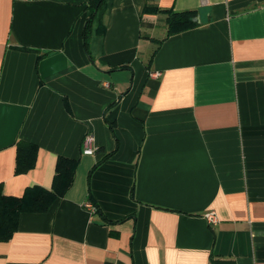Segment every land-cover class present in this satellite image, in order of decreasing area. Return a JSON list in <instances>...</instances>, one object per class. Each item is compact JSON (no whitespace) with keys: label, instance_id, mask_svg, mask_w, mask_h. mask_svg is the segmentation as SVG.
<instances>
[{"label":"crops","instance_id":"1","mask_svg":"<svg viewBox=\"0 0 264 264\" xmlns=\"http://www.w3.org/2000/svg\"><path fill=\"white\" fill-rule=\"evenodd\" d=\"M88 1L0 0V189L51 188L79 158L0 264H264V0H108L90 55ZM146 4L199 25L167 37ZM21 140L38 153L16 173Z\"/></svg>","mask_w":264,"mask_h":264},{"label":"trees","instance_id":"2","mask_svg":"<svg viewBox=\"0 0 264 264\" xmlns=\"http://www.w3.org/2000/svg\"><path fill=\"white\" fill-rule=\"evenodd\" d=\"M108 6V0H89L88 10L90 14L87 18L83 32L84 45L87 53L90 55V37L93 33V26L96 22L102 23L104 13ZM166 13L167 37L181 33L199 25L198 10L190 9L177 11L174 8L160 9L145 5L143 12ZM164 38L161 40L163 41ZM158 47L154 50L157 52ZM151 61L147 63L150 67ZM110 127L114 130L115 122L107 119ZM16 160V173L27 172L35 166L38 146L29 141L21 140L18 142ZM112 154V153H111ZM110 153L105 155L95 165L106 160ZM79 165V158L60 156L57 161L53 185L51 188L41 185H33L25 190L22 196L6 195L0 189V240H9L17 230L19 215L21 212H45L51 205L67 193L74 183L76 170Z\"/></svg>","mask_w":264,"mask_h":264},{"label":"built area","instance_id":"3","mask_svg":"<svg viewBox=\"0 0 264 264\" xmlns=\"http://www.w3.org/2000/svg\"><path fill=\"white\" fill-rule=\"evenodd\" d=\"M157 74L155 75V73H153V75L155 76H158ZM97 150H98V147L96 144V138L94 134L91 132L87 133L83 140V153L92 155V154H95ZM85 205L87 206V208L91 209V211L93 212L97 210V206L92 201H87ZM206 217L212 223H216L218 221V217L215 211L206 213Z\"/></svg>","mask_w":264,"mask_h":264},{"label":"rangeland","instance_id":"4","mask_svg":"<svg viewBox=\"0 0 264 264\" xmlns=\"http://www.w3.org/2000/svg\"><path fill=\"white\" fill-rule=\"evenodd\" d=\"M157 73H158V74H157ZM156 74H157V75H160L158 71L155 72V75H156Z\"/></svg>","mask_w":264,"mask_h":264}]
</instances>
